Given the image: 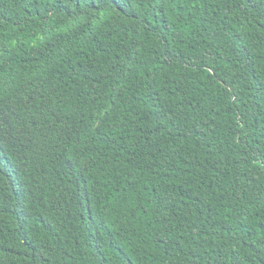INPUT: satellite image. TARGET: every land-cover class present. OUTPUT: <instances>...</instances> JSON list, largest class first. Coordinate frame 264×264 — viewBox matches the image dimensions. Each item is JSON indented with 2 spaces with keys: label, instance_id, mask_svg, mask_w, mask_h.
Returning a JSON list of instances; mask_svg holds the SVG:
<instances>
[{
  "label": "trees",
  "instance_id": "16d2710c",
  "mask_svg": "<svg viewBox=\"0 0 264 264\" xmlns=\"http://www.w3.org/2000/svg\"><path fill=\"white\" fill-rule=\"evenodd\" d=\"M0 264H264V0H0Z\"/></svg>",
  "mask_w": 264,
  "mask_h": 264
}]
</instances>
